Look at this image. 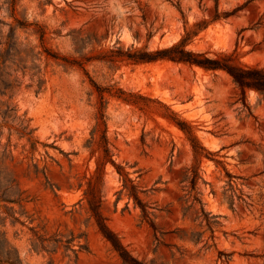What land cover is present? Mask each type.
I'll return each instance as SVG.
<instances>
[{"label": "rangeland", "instance_id": "obj_1", "mask_svg": "<svg viewBox=\"0 0 264 264\" xmlns=\"http://www.w3.org/2000/svg\"><path fill=\"white\" fill-rule=\"evenodd\" d=\"M186 36L264 67V0H0V264H124L90 182L146 264H264V94L109 56Z\"/></svg>", "mask_w": 264, "mask_h": 264}, {"label": "trees", "instance_id": "obj_2", "mask_svg": "<svg viewBox=\"0 0 264 264\" xmlns=\"http://www.w3.org/2000/svg\"><path fill=\"white\" fill-rule=\"evenodd\" d=\"M218 18L219 17L216 16L215 20ZM188 40L189 38L186 36L171 46L157 48L151 51L147 48H128L127 50H124L118 47L116 49H111V54L109 56L111 57V60L121 59L133 64L170 60L172 62L188 65L190 67H200L206 71H225L232 77L233 81L241 88L244 94L248 89H255L264 94V67L259 65L244 64L238 61L232 53L220 52L215 56H211L209 51H194L187 49L186 46ZM53 56L57 58L56 55ZM97 88L100 96L103 97L104 90L100 89V87ZM179 125L183 129L188 127L187 123L184 121L179 122ZM103 142H105V152L108 156L110 149L107 146L108 141L104 136ZM119 172L125 176V187L129 188V196L133 197L142 207L145 215H148L149 212L146 205L140 198L139 190L133 180L129 178L128 173L124 172L123 169ZM90 194L92 195L89 200L90 210L95 218L98 229L104 238L109 241L113 248L118 252L124 264H146L131 254L121 241L118 234L108 225L107 218L101 210V202L96 200L94 186L91 185V182Z\"/></svg>", "mask_w": 264, "mask_h": 264}, {"label": "bare ground", "instance_id": "obj_3", "mask_svg": "<svg viewBox=\"0 0 264 264\" xmlns=\"http://www.w3.org/2000/svg\"><path fill=\"white\" fill-rule=\"evenodd\" d=\"M198 68V70H202V68H200V67H197Z\"/></svg>", "mask_w": 264, "mask_h": 264}]
</instances>
